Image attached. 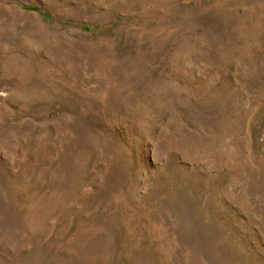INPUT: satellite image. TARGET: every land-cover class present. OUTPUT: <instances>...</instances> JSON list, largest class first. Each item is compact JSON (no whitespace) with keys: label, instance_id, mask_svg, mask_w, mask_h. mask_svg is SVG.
Wrapping results in <instances>:
<instances>
[{"label":"rangeland","instance_id":"rangeland-1","mask_svg":"<svg viewBox=\"0 0 264 264\" xmlns=\"http://www.w3.org/2000/svg\"><path fill=\"white\" fill-rule=\"evenodd\" d=\"M0 264H264V0H0Z\"/></svg>","mask_w":264,"mask_h":264},{"label":"trees","instance_id":"trees-1","mask_svg":"<svg viewBox=\"0 0 264 264\" xmlns=\"http://www.w3.org/2000/svg\"><path fill=\"white\" fill-rule=\"evenodd\" d=\"M26 9H29V10H31L32 8H30V7H25ZM45 18H47V16L46 15H43Z\"/></svg>","mask_w":264,"mask_h":264}]
</instances>
